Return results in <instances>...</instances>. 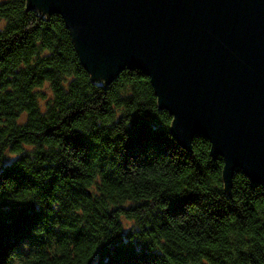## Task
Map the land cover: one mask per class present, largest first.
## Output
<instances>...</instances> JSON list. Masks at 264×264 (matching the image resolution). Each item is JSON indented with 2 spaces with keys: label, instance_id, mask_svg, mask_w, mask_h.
<instances>
[{
  "label": "trees",
  "instance_id": "trees-1",
  "mask_svg": "<svg viewBox=\"0 0 264 264\" xmlns=\"http://www.w3.org/2000/svg\"><path fill=\"white\" fill-rule=\"evenodd\" d=\"M49 11L0 0V264H264V185L226 189L150 78H92Z\"/></svg>",
  "mask_w": 264,
  "mask_h": 264
},
{
  "label": "water",
  "instance_id": "water-1",
  "mask_svg": "<svg viewBox=\"0 0 264 264\" xmlns=\"http://www.w3.org/2000/svg\"><path fill=\"white\" fill-rule=\"evenodd\" d=\"M56 10L92 75L144 72L171 134L264 185V0H29Z\"/></svg>",
  "mask_w": 264,
  "mask_h": 264
},
{
  "label": "rangeland",
  "instance_id": "rangeland-1",
  "mask_svg": "<svg viewBox=\"0 0 264 264\" xmlns=\"http://www.w3.org/2000/svg\"><path fill=\"white\" fill-rule=\"evenodd\" d=\"M96 79H97V81H99V82H102L103 80H102V77H98V76H96L95 77ZM43 88V91H45V94L47 95V96H49V94H50V91H49V88H47V86H44V87H42ZM9 155V154H8ZM10 156H12V155H9V157Z\"/></svg>",
  "mask_w": 264,
  "mask_h": 264
}]
</instances>
